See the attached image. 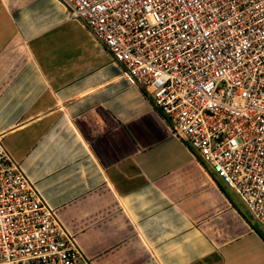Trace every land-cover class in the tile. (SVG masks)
<instances>
[{"label": "crops", "instance_id": "0c3cea01", "mask_svg": "<svg viewBox=\"0 0 264 264\" xmlns=\"http://www.w3.org/2000/svg\"><path fill=\"white\" fill-rule=\"evenodd\" d=\"M0 134L92 264H264V225L58 0H0Z\"/></svg>", "mask_w": 264, "mask_h": 264}, {"label": "built area", "instance_id": "2783aa9c", "mask_svg": "<svg viewBox=\"0 0 264 264\" xmlns=\"http://www.w3.org/2000/svg\"><path fill=\"white\" fill-rule=\"evenodd\" d=\"M264 225V0H58ZM0 264H92L0 134Z\"/></svg>", "mask_w": 264, "mask_h": 264}]
</instances>
